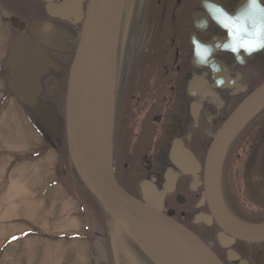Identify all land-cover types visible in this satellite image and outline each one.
Here are the masks:
<instances>
[{
    "label": "flooded vegetation",
    "instance_id": "af4514ba",
    "mask_svg": "<svg viewBox=\"0 0 264 264\" xmlns=\"http://www.w3.org/2000/svg\"><path fill=\"white\" fill-rule=\"evenodd\" d=\"M246 1L126 0L116 51L112 165L117 183L196 235L223 264H264V240L234 239L229 247L219 242L223 231L204 198V161L213 135L240 101L264 81V30H227L204 3L232 13ZM87 3L0 0V51L4 53L0 78L5 88L0 104L11 95L18 102L7 85L6 64L12 52L32 45L29 50L36 48L43 54L45 71L40 75L36 103L32 107L18 103L31 124L41 133H50L52 139L59 140L58 134L64 131L67 75ZM257 4L264 6V0ZM157 13L164 27L151 30L148 24ZM14 39L18 40L16 49L10 46ZM193 41L211 51L208 62L201 61ZM45 109L58 122L49 120ZM263 112L230 143L219 171L226 207L251 223L264 220H245L231 206L225 185L227 163L232 150L247 143L245 136L239 145L242 132ZM130 243L134 247L125 253V263L119 264H150ZM235 255L237 259H230Z\"/></svg>",
    "mask_w": 264,
    "mask_h": 264
},
{
    "label": "water",
    "instance_id": "95a60500",
    "mask_svg": "<svg viewBox=\"0 0 264 264\" xmlns=\"http://www.w3.org/2000/svg\"><path fill=\"white\" fill-rule=\"evenodd\" d=\"M50 1V0H47ZM126 0H88L82 29L69 67L65 96V137L69 163L84 186L98 200L110 222L109 244L119 264L117 237L125 233L152 264H222L198 237L153 207L130 196L112 171V134L116 49ZM248 1L228 13L238 30H264V8ZM259 21V24H257ZM18 40L10 42L12 49ZM12 52L6 67L7 85L18 102L32 107L45 71L43 54L26 44ZM203 54L205 47L195 44ZM211 55V53L209 54ZM264 107V82L251 91L213 135L204 161V198L223 231L219 242L264 240V222L247 223L234 217L224 204L219 171L226 150L240 130ZM46 110V109H45ZM53 122L58 117L46 110ZM235 255L230 259H237Z\"/></svg>",
    "mask_w": 264,
    "mask_h": 264
},
{
    "label": "rangeland",
    "instance_id": "374dc122",
    "mask_svg": "<svg viewBox=\"0 0 264 264\" xmlns=\"http://www.w3.org/2000/svg\"><path fill=\"white\" fill-rule=\"evenodd\" d=\"M158 16L151 30L164 27ZM4 91L0 78V97ZM63 130L59 140L41 134L12 95L0 104V264H114L108 219L68 163ZM245 136L229 157L225 185L235 211L258 222L264 220V112L239 145Z\"/></svg>",
    "mask_w": 264,
    "mask_h": 264
},
{
    "label": "bare ground",
    "instance_id": "6f19581e",
    "mask_svg": "<svg viewBox=\"0 0 264 264\" xmlns=\"http://www.w3.org/2000/svg\"><path fill=\"white\" fill-rule=\"evenodd\" d=\"M59 32H60V30H59ZM127 239L130 240L129 236L127 234H125V233L120 232L118 234V237H117V240H116L118 248L121 249V254L118 255V259H119L120 262H124V263L126 261V254H127L126 252H128L129 249L134 247L131 243L128 244V240Z\"/></svg>",
    "mask_w": 264,
    "mask_h": 264
},
{
    "label": "snow or ice",
    "instance_id": "6c2138e0",
    "mask_svg": "<svg viewBox=\"0 0 264 264\" xmlns=\"http://www.w3.org/2000/svg\"><path fill=\"white\" fill-rule=\"evenodd\" d=\"M250 3H258L259 0H249Z\"/></svg>",
    "mask_w": 264,
    "mask_h": 264
},
{
    "label": "trees",
    "instance_id": "16d2710c",
    "mask_svg": "<svg viewBox=\"0 0 264 264\" xmlns=\"http://www.w3.org/2000/svg\"><path fill=\"white\" fill-rule=\"evenodd\" d=\"M81 183V182H80ZM84 186V185H83Z\"/></svg>",
    "mask_w": 264,
    "mask_h": 264
}]
</instances>
